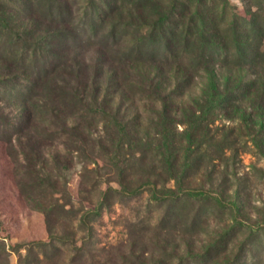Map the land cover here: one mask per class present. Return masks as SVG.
<instances>
[{"label":"trees","instance_id":"1","mask_svg":"<svg viewBox=\"0 0 264 264\" xmlns=\"http://www.w3.org/2000/svg\"><path fill=\"white\" fill-rule=\"evenodd\" d=\"M11 1L0 3V141L22 169L38 175L44 148L70 139L115 164L126 144L154 149L175 171L225 118L264 139V0H248V16L231 0H85L79 17L66 0ZM111 93L158 108L144 123Z\"/></svg>","mask_w":264,"mask_h":264},{"label":"rangeland","instance_id":"2","mask_svg":"<svg viewBox=\"0 0 264 264\" xmlns=\"http://www.w3.org/2000/svg\"><path fill=\"white\" fill-rule=\"evenodd\" d=\"M84 1L66 0L78 17ZM247 1L231 3L248 16ZM116 96L144 123L158 108ZM215 127L175 171L154 149L126 144L115 164L69 139L44 148L37 175L0 141V264H264V139L237 119Z\"/></svg>","mask_w":264,"mask_h":264}]
</instances>
